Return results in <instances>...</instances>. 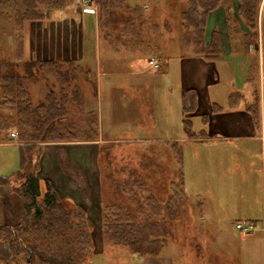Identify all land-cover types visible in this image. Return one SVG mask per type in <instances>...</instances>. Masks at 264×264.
Returning a JSON list of instances; mask_svg holds the SVG:
<instances>
[{
	"label": "crops",
	"instance_id": "crops-1",
	"mask_svg": "<svg viewBox=\"0 0 264 264\" xmlns=\"http://www.w3.org/2000/svg\"><path fill=\"white\" fill-rule=\"evenodd\" d=\"M262 1L260 0L258 15ZM134 7H139V4L130 6ZM211 14L212 12L208 14L207 20H211ZM118 20H127L129 23L134 21L133 18L131 21L125 17ZM207 20L204 31L206 44L214 34H206L209 28ZM258 28L259 17L254 42H251L248 30L242 34L247 47H237L227 41L228 46L225 48L222 38L218 36L220 50L218 56H213L214 51L209 50L213 52L211 57L194 55L190 48L182 44V35L178 38L180 40L176 37L179 44L175 48L170 41L165 42L171 32L151 35V46L147 52H151L148 55L157 57H149L148 65L154 71L151 72V69L138 63L136 70L127 74L129 77L113 73V70L120 71L116 64L118 58H125L126 54L132 53L129 49L136 46V41L134 43L130 39L134 30H131V34L128 31V42H118L116 47L112 46L114 42L110 41L108 32L107 41L103 42H107L104 45L103 67L97 69L90 63L85 65L89 69V77L100 78L104 86L107 85L106 79H103L106 72L119 77L116 79L114 76L109 86L113 95L115 90L125 92L124 95H117L118 115L114 119L120 123L123 121V132L126 133L121 139L103 140L98 137L42 143L38 177L48 180L61 199L82 207L91 220L92 231H100L102 191L98 171L99 149L107 144L142 142L143 139L129 137L128 133L134 135L137 130H145L151 136L147 139L149 143L165 144L172 160L166 165L171 169L177 166L179 179L180 168L184 169L187 165L186 155L190 150L197 154L198 186L189 190L185 185L186 177L184 183L181 179L184 205L188 210L193 207L197 210L196 250L195 255H192L196 256V263L261 264L263 261L264 264V84L262 90L260 86L252 89L249 80L242 78L246 53L250 50L255 51L258 68L261 67L264 74V43L259 42ZM63 31L58 33V57L55 48L39 47L37 53H40V60L55 61L53 59L64 56L66 58L63 61L72 62L70 57L76 58L74 47L62 48ZM238 37L233 35L232 40L237 41ZM132 44L134 47H131ZM135 51L140 54V51ZM21 58L24 62H32L24 47ZM232 60H235L241 77H234V67L230 64ZM7 62L14 63L15 60ZM162 62L163 69L156 72L163 65ZM189 107L192 110L186 112ZM8 116L10 114L0 110V178L11 176L18 171L20 164L21 145L17 142V133L7 128L5 120ZM131 126L134 128H130ZM12 133L16 134L13 139L10 137ZM178 154L180 163L175 160ZM207 166L209 169H206ZM212 167L216 168L215 172L219 170L222 173L221 182L224 177L231 176L230 190H216L214 184L208 189V183L211 182L208 176ZM175 172L176 170L173 171L174 174ZM205 183L207 189L199 190ZM20 215V198L10 185L0 181V229L17 225ZM191 219L189 218L190 221ZM237 222L251 224L254 232L246 235L237 231L234 227ZM192 241L188 242L187 248ZM94 255L95 247L88 264H92ZM132 257L137 260L135 264H188L186 258L190 255L181 253L176 259L163 255L161 251L157 256Z\"/></svg>",
	"mask_w": 264,
	"mask_h": 264
},
{
	"label": "rangeland",
	"instance_id": "rangeland-1",
	"mask_svg": "<svg viewBox=\"0 0 264 264\" xmlns=\"http://www.w3.org/2000/svg\"><path fill=\"white\" fill-rule=\"evenodd\" d=\"M82 2L85 6L81 7L80 3ZM123 3H126L128 8L134 3L139 4L144 22L140 27L137 25L134 29V36H130L134 43L136 41L137 47L132 44L131 47L134 48L129 49L132 53L126 54L125 58H118L116 64L120 71L113 70V73H120L129 77L127 74L132 70H136L138 63L153 72L151 65H148V59L157 56L148 55L151 53L147 52L151 46H149V37L151 35H162L169 31V33L171 32L169 39H165V42L170 41V44L175 48L179 44L177 39L182 35L179 15L185 10L186 4L181 0H124ZM144 6H146L145 9ZM238 6L239 2L237 0H221L220 5L212 11L211 20H207L209 21V28L206 30V34L210 32L220 36L225 48L228 46L227 41L232 45L236 44L237 47H247L242 39V34L247 31V28L239 18ZM23 8L24 3L22 0H0V65L5 61L14 60L18 40L14 36L13 14ZM40 8L44 13V17L37 21L24 23L22 39L20 40L22 49L23 47L26 48V55L32 61V65L29 66L30 68L24 66V61L21 58L22 64L16 65L15 68V72L22 79L27 89L31 106L36 107L41 104L49 91H52L57 98L60 97V91L70 96L73 90L71 84L61 83L56 70L49 64L44 66V62H53L57 64L58 69L68 72V75L71 71L73 72V80L76 79L79 93V100L75 103H68L66 105V116L63 119L54 121L53 126L65 132L62 133L64 138H69L71 134L69 132H73L76 140L98 137L103 140L121 139L122 135L126 133L123 132L125 126L122 123L123 121L120 123L114 118L118 115L117 95H124L125 92L115 90L113 95L109 86L114 76H116V79L119 77L116 74L106 72V77L103 79H106L107 85L104 86L100 78L93 77L92 79L89 77V69L85 64L90 63L93 67L96 66L97 69L103 67L104 45L107 44V42H103L107 41L108 32H110V41L114 42L112 46L116 47L118 42L121 41L128 42L126 40L129 37L127 35L128 31L125 29V21L118 19L125 17L131 20L132 14H119V12L117 17L113 18L112 25L107 26L104 22L101 23L102 16L100 18L99 9L93 3V0H42ZM258 17L259 42L264 43V0ZM126 23L129 22L126 20ZM60 31L64 33L62 48L64 46H69L70 49L74 47L76 58L72 59L70 57L72 62L63 61L66 58L64 56L53 59L55 61L40 60V53H37L39 47L40 49L55 48V54L58 57L59 44L57 42ZM236 31L238 34H236ZM233 35L239 36L237 41L232 40ZM132 41L131 43H133ZM133 49L140 51V54ZM256 58L255 51L250 50L246 53L247 60L245 61V71L242 78L245 77L249 80L252 89L260 86L262 90L264 74L261 67L258 68ZM162 64L156 72L163 69L164 63L162 62ZM230 64L234 67L232 68L234 77H241L240 70L239 73L237 72L239 68L236 67L235 60H232ZM236 72L238 75L235 74ZM10 128L14 132L18 130L15 124ZM130 128L133 129L134 127L131 126ZM22 133L23 138H26V132L23 131ZM135 133L134 135L128 133V135H130L129 137L134 136L143 139L142 142L107 144L102 145L99 149L98 171L102 191L101 206L113 205L125 211L133 223L150 230L153 236L165 238L166 245L162 250L163 255L177 259L181 253H184L190 255L189 258H186L188 264H197L196 256H192L195 255L196 250L197 233L195 223L197 210L195 207L188 210L181 197V183H184L185 177V185L189 187V190L194 189V186H198L196 184L197 154L195 151L192 153L190 150V153L186 155L188 158L187 165L184 169L180 168L181 178L179 179L177 166L171 169L169 165H166L171 159L169 157L170 152L165 144L149 143L147 139H150L151 136L145 133V130H137ZM206 169H209L208 166ZM215 169V167L210 169L211 173L208 177L211 182L208 183V189L214 184L216 190H230L231 176L224 177L221 182L222 173L219 170L215 172ZM174 170H176V174L173 173ZM137 182H142L155 195L159 207L158 214L154 217L145 219L138 211V206L141 205L140 197L146 196L147 192L143 193L137 190ZM205 189H207L206 183L199 187L201 191H205ZM189 218H192L191 221ZM92 239L95 247L92 264H135L137 262L125 249L104 245L99 230L92 231ZM191 240L193 241L190 243V247L187 248V244ZM187 250L189 251L188 254ZM82 264H88V261ZM261 264H263V261Z\"/></svg>",
	"mask_w": 264,
	"mask_h": 264
},
{
	"label": "trees",
	"instance_id": "trees-1",
	"mask_svg": "<svg viewBox=\"0 0 264 264\" xmlns=\"http://www.w3.org/2000/svg\"><path fill=\"white\" fill-rule=\"evenodd\" d=\"M22 1L24 8L13 14L14 36L18 40L14 60L18 64H22L20 40L24 23L44 17L40 8L42 0ZM123 1L93 0V3L99 9L100 18L102 16L101 23L107 26L112 25L113 18L119 12L132 14L134 21L124 22L125 29L131 32L137 25L140 27L143 24L142 12L139 7L128 8ZM237 1L239 18L248 30L251 42H254L260 0ZM181 2L186 4L185 10L179 15L182 44L190 48L194 55L211 57L213 52L210 50L214 51L213 56H218V36L214 33L206 44L204 31L207 15L220 5L221 0ZM15 62L5 61L0 65V110L10 114L5 120L7 128L11 129L15 124L18 129L15 132L18 135L17 142L21 145L20 164L18 171L7 178H0V181L10 185L20 198L21 215L17 225L0 229V264H82L91 259L94 251L91 220L82 207L61 199L50 182L37 175L42 143L76 140L73 132H69V138H64L62 133L65 132L53 126V122L66 116L68 103L79 100L78 84L76 79L73 80L72 71L68 75V72L58 69L57 64L44 62V66L49 64L56 70L61 83L71 84L73 90L70 96L60 91L59 98L49 91L41 104L32 107L27 89L15 72ZM23 65L29 67L32 62H24ZM189 108L186 112L192 110ZM23 131L26 132V138H23ZM176 160L180 163L179 154ZM137 190L147 192L146 196L140 197L139 213L145 219L154 217L159 207L155 196L142 182H137ZM100 232L104 245L120 247L138 258L157 256L166 245L165 238L153 236L150 230L133 223L125 211L113 205L101 207Z\"/></svg>",
	"mask_w": 264,
	"mask_h": 264
},
{
	"label": "built area",
	"instance_id": "built-area-1",
	"mask_svg": "<svg viewBox=\"0 0 264 264\" xmlns=\"http://www.w3.org/2000/svg\"><path fill=\"white\" fill-rule=\"evenodd\" d=\"M81 7L82 6H85V4L80 3ZM16 136L15 133H12L10 135L11 139H13L14 137ZM234 227L237 231L243 233V234H246V235H250L254 232V228L251 224H244V223H240V222H237L234 224Z\"/></svg>",
	"mask_w": 264,
	"mask_h": 264
},
{
	"label": "water",
	"instance_id": "water-1",
	"mask_svg": "<svg viewBox=\"0 0 264 264\" xmlns=\"http://www.w3.org/2000/svg\"><path fill=\"white\" fill-rule=\"evenodd\" d=\"M29 261V259H27V262Z\"/></svg>",
	"mask_w": 264,
	"mask_h": 264
}]
</instances>
